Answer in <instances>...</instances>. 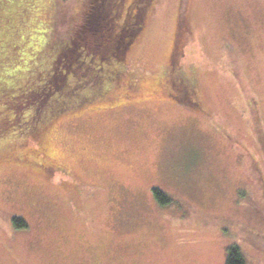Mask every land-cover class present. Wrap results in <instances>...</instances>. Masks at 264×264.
Segmentation results:
<instances>
[{
    "label": "rangeland",
    "instance_id": "obj_1",
    "mask_svg": "<svg viewBox=\"0 0 264 264\" xmlns=\"http://www.w3.org/2000/svg\"><path fill=\"white\" fill-rule=\"evenodd\" d=\"M84 2L38 0L29 40L73 37ZM73 60L72 86L94 85ZM122 61L105 97L0 146V264H226L231 246L264 264V0H152Z\"/></svg>",
    "mask_w": 264,
    "mask_h": 264
},
{
    "label": "trees",
    "instance_id": "obj_2",
    "mask_svg": "<svg viewBox=\"0 0 264 264\" xmlns=\"http://www.w3.org/2000/svg\"><path fill=\"white\" fill-rule=\"evenodd\" d=\"M37 3L38 0H0V146L14 143L25 148L62 109L79 108L105 97L110 92L107 90L108 81L117 84L122 79L125 71L122 59L143 31L152 0L134 2L123 17L124 0H85L82 19L76 23L73 37L62 39L55 30L47 33L46 37H49L40 45L29 40L32 28L43 24L40 16L35 15ZM7 10L10 14L2 17L1 13ZM70 53L74 55L68 62L66 56ZM80 56L85 70L93 79L97 78L92 81L95 82L92 86H81V82L80 86H72L75 78L73 73L69 74L68 68L73 59ZM180 73L172 67L169 79L177 80ZM62 76H68V84L73 91L71 95L60 89L63 84H58L60 88L55 85ZM181 83L171 86L176 93L174 98L188 109L196 110L195 92ZM176 88H181L184 96L177 94ZM37 95L41 96L40 100H37ZM53 100L63 104L53 107ZM38 119H41L39 123ZM13 127L16 130H12ZM11 131L17 132L13 135ZM152 192L162 206L173 202L171 196L158 188ZM11 220L16 228L27 227L21 218L12 217ZM226 264L247 262L241 250L231 246L227 250Z\"/></svg>",
    "mask_w": 264,
    "mask_h": 264
}]
</instances>
